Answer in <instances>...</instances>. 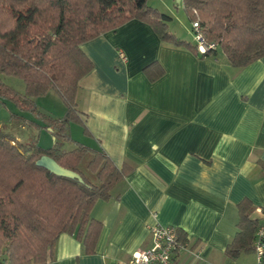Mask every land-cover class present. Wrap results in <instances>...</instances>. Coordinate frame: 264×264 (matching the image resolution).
<instances>
[{
	"label": "crops",
	"instance_id": "0c3cea01",
	"mask_svg": "<svg viewBox=\"0 0 264 264\" xmlns=\"http://www.w3.org/2000/svg\"><path fill=\"white\" fill-rule=\"evenodd\" d=\"M81 47L93 67L76 93L87 131L72 121L82 128L74 140L131 170L91 209L102 225L95 252L84 254L62 233L48 264H125L151 247L157 223L178 227L190 245L173 264H259L255 252L231 259L225 248L238 204L249 201L253 216L264 206V56L233 67L222 52L199 56L137 19ZM155 63L163 73L150 80ZM49 92L35 100L55 101ZM40 103L53 117L65 115L64 103Z\"/></svg>",
	"mask_w": 264,
	"mask_h": 264
},
{
	"label": "trees",
	"instance_id": "16d2710c",
	"mask_svg": "<svg viewBox=\"0 0 264 264\" xmlns=\"http://www.w3.org/2000/svg\"><path fill=\"white\" fill-rule=\"evenodd\" d=\"M180 3L193 37L198 33L204 39V52L198 51L195 38L174 34L168 27L171 17L149 6L147 0H0V100H9L17 108L9 126L0 130V264H48L62 233L74 235L83 253L93 254L102 225L91 216V209L97 200H108L112 188L131 170L127 165L118 167L102 148H90L70 136L72 121L87 131L76 103L79 81L93 67L83 43L137 19L149 24L162 41L188 46L199 56L222 52L233 67L264 56V0ZM155 64L156 69L148 72L150 80L163 73ZM1 75L22 80L24 91L3 82ZM49 90L63 101L64 116L53 117L37 106L35 98ZM23 112H31L35 119H27ZM40 127L50 129L51 146L42 147L36 132H30ZM42 155L77 172L82 181L37 165ZM261 210L253 216L249 201L238 204L237 231L225 248L231 259L255 252L264 206ZM179 233L186 238L183 231ZM259 264H264V248Z\"/></svg>",
	"mask_w": 264,
	"mask_h": 264
},
{
	"label": "rangeland",
	"instance_id": "374dc122",
	"mask_svg": "<svg viewBox=\"0 0 264 264\" xmlns=\"http://www.w3.org/2000/svg\"><path fill=\"white\" fill-rule=\"evenodd\" d=\"M147 4L171 17V19L168 22V27L170 30L174 32V34H177L178 36H180V38L185 35L186 37H183V38H187L189 40L193 37L192 31H191V22L181 3L177 4L175 0H147ZM1 80L19 92L24 91V83L19 78L1 75ZM49 93L50 94L48 95L55 96L56 103L60 104V106H63V102L56 92H49ZM48 97L49 96H47L44 100H41V101L35 100L39 108L42 106L43 107L46 106L45 104L46 102L48 106H51L54 108L56 107V106H52L53 104L52 102H54V104L56 105L54 99H52V102H51L48 99ZM40 102H43V104L45 105H40L41 104ZM45 110L46 109L42 108V111L49 114L48 111L46 112ZM15 111H17V108L12 102H10L9 100H4V101L0 100V130H5L7 126H9L11 114L12 112H15ZM23 114L25 115L27 119H35V116L31 112H23ZM74 128L78 129V131L80 129L82 130L79 124L73 123V122L69 123V133L72 139H75L77 134L79 133V132L75 133ZM36 138L38 140V143L44 147L51 146L54 142L51 132L45 127H40L39 129H37ZM20 139H22L21 141H23V138H20ZM88 159H89V155H87L81 162L80 167L82 169L85 168Z\"/></svg>",
	"mask_w": 264,
	"mask_h": 264
},
{
	"label": "built area",
	"instance_id": "2783aa9c",
	"mask_svg": "<svg viewBox=\"0 0 264 264\" xmlns=\"http://www.w3.org/2000/svg\"><path fill=\"white\" fill-rule=\"evenodd\" d=\"M193 27L197 28L196 22ZM195 41L199 52H204L207 46L203 37L194 33ZM119 57L122 61H126V55L119 52ZM261 213V208L257 209ZM152 245L143 250L135 251L125 264H173L174 259L185 250H191L188 240L180 236L179 228L174 225L154 224L151 227ZM264 237V222H262L256 230L255 253L259 262L264 244L261 243V238Z\"/></svg>",
	"mask_w": 264,
	"mask_h": 264
},
{
	"label": "water",
	"instance_id": "95a60500",
	"mask_svg": "<svg viewBox=\"0 0 264 264\" xmlns=\"http://www.w3.org/2000/svg\"><path fill=\"white\" fill-rule=\"evenodd\" d=\"M180 1L181 0H175L177 4L180 3ZM35 163L46 168L48 171L55 175L76 179L80 182L82 181L80 175L77 172L62 167L50 156L42 155L36 160Z\"/></svg>",
	"mask_w": 264,
	"mask_h": 264
}]
</instances>
